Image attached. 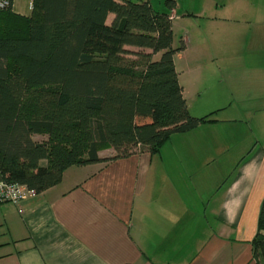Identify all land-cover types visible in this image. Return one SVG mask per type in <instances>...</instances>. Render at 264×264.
<instances>
[{"label": "crops", "instance_id": "1", "mask_svg": "<svg viewBox=\"0 0 264 264\" xmlns=\"http://www.w3.org/2000/svg\"><path fill=\"white\" fill-rule=\"evenodd\" d=\"M174 1L161 9L173 27L207 20L185 32L175 65L191 114L214 120L156 154L72 166L22 213L0 204V264H258L264 0H195L181 16Z\"/></svg>", "mask_w": 264, "mask_h": 264}, {"label": "trees", "instance_id": "2", "mask_svg": "<svg viewBox=\"0 0 264 264\" xmlns=\"http://www.w3.org/2000/svg\"><path fill=\"white\" fill-rule=\"evenodd\" d=\"M173 37L170 11L150 0H32L30 16L0 9V180L41 193L72 166L156 154L213 121L189 111L175 65L185 43ZM253 246L264 264V201Z\"/></svg>", "mask_w": 264, "mask_h": 264}, {"label": "rangeland", "instance_id": "3", "mask_svg": "<svg viewBox=\"0 0 264 264\" xmlns=\"http://www.w3.org/2000/svg\"><path fill=\"white\" fill-rule=\"evenodd\" d=\"M133 1L141 2L142 0H133ZM28 2H30V0H16V6H15L14 10H12V11L16 12L18 14H21V15L29 14L31 11L29 9V6H27ZM194 2H195V0H192V1L191 0H179V4L182 6V7H180L181 9L179 10L180 16H181V14L183 15L184 10L188 8L189 4L190 5L195 4ZM153 4L157 10H161V9L166 10L167 9L166 4H165V0H154ZM212 4H213V2H210L207 5H212ZM198 22H200V23L202 22V23L206 24L207 20L206 19L205 20L200 19V18L198 19L197 17H194V16L191 18H179L178 20H176V24L173 27V36H174L173 38H174L176 46L180 45L181 40L183 39L182 38L183 35L187 34L185 32L191 31L192 36H194V31L197 27L196 23H198ZM259 117H260V115H259ZM44 139H45V137H43V136H40V135L35 136V140H37V141H42ZM114 153L115 152L112 149H107V150H104L102 152L103 155H111ZM229 165H230V167H229ZM227 167L231 168V163H228ZM232 167H233V165H232Z\"/></svg>", "mask_w": 264, "mask_h": 264}, {"label": "built area", "instance_id": "4", "mask_svg": "<svg viewBox=\"0 0 264 264\" xmlns=\"http://www.w3.org/2000/svg\"><path fill=\"white\" fill-rule=\"evenodd\" d=\"M14 0H0V9L6 10L13 6ZM38 193L35 189L20 183H9L0 180V204L12 203L19 208V212H24L23 202L35 197Z\"/></svg>", "mask_w": 264, "mask_h": 264}]
</instances>
